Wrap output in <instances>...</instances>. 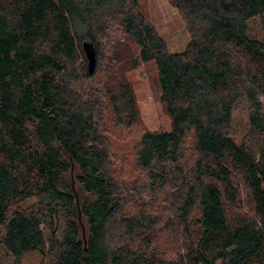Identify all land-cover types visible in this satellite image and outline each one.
<instances>
[{
    "label": "trees",
    "instance_id": "trees-1",
    "mask_svg": "<svg viewBox=\"0 0 264 264\" xmlns=\"http://www.w3.org/2000/svg\"><path fill=\"white\" fill-rule=\"evenodd\" d=\"M170 1L190 34L179 53L139 0H0V248L16 260L0 264H264V40L248 34L264 0ZM148 62L171 128L142 130L128 159L147 201L109 137L140 124L126 74Z\"/></svg>",
    "mask_w": 264,
    "mask_h": 264
},
{
    "label": "rangeland",
    "instance_id": "rangeland-1",
    "mask_svg": "<svg viewBox=\"0 0 264 264\" xmlns=\"http://www.w3.org/2000/svg\"><path fill=\"white\" fill-rule=\"evenodd\" d=\"M139 2L142 13L163 38L168 51L170 53L184 51L190 41V34L182 15L178 9L171 4V1L139 0ZM79 32L81 34L84 33V27H80ZM248 34L252 37L264 40V22L259 18L252 20L249 23ZM126 80L129 82L135 94L141 122L132 129L115 127L117 132L109 138L112 144L113 155H116L114 163L117 164L123 157H126V160L122 161V164H119V166H123L127 172L124 175V180L129 181V183H136L137 190L140 189L136 196L141 197L143 195L142 199L144 200L145 198V200L148 201L149 198L145 192L146 178L140 172H131V164L128 159L132 156L135 144L142 130H148L150 132L170 130L171 120L164 109L162 92L158 80V71L154 62L143 63L138 68L131 70L126 74ZM248 119L249 109L247 105L237 108L233 113V129L231 135L239 143L245 141L249 134ZM191 146L192 144L189 141L185 148L188 165H192L196 159ZM241 200V206L244 211L250 213L247 192L244 187L242 188ZM34 203L35 200L31 199L28 203L26 202L22 205H24V208L28 209L30 205ZM43 228L45 235L49 238L52 230L45 226H43ZM0 260L9 263L16 261L11 259L2 248H0ZM17 262L19 264H41L43 259L39 252H29Z\"/></svg>",
    "mask_w": 264,
    "mask_h": 264
},
{
    "label": "water",
    "instance_id": "water-1",
    "mask_svg": "<svg viewBox=\"0 0 264 264\" xmlns=\"http://www.w3.org/2000/svg\"><path fill=\"white\" fill-rule=\"evenodd\" d=\"M83 48L88 60V71L89 74H94L97 66V58H96V52L94 49V46L90 42H84Z\"/></svg>",
    "mask_w": 264,
    "mask_h": 264
}]
</instances>
